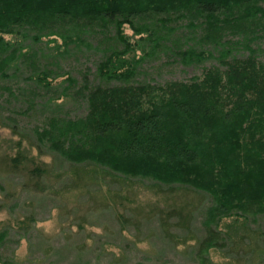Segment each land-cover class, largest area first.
<instances>
[{"label": "rangeland", "instance_id": "rangeland-1", "mask_svg": "<svg viewBox=\"0 0 264 264\" xmlns=\"http://www.w3.org/2000/svg\"><path fill=\"white\" fill-rule=\"evenodd\" d=\"M183 17L140 16L132 21L141 30L138 35L130 25L123 26L132 43L144 44V50L134 51L136 57L145 55L134 75L120 81H108L97 73L102 61L125 47L112 25L105 29L103 24H78L79 28L68 24L51 35L46 28L40 33L24 26L4 36L17 55L0 77V232L6 234L0 256L4 261L196 263L194 246L203 237L206 213L215 203L209 193L123 175L91 161L70 162L39 146L35 132L54 116H84L88 86H163L187 82L211 67L227 70L222 62L247 57L264 62L261 17L238 28L227 27L217 36L200 21L190 23L191 18ZM243 216L237 230L230 228L232 238L210 251L213 263L264 264V214ZM220 219L221 226L230 221L228 216Z\"/></svg>", "mask_w": 264, "mask_h": 264}, {"label": "trees", "instance_id": "trees-1", "mask_svg": "<svg viewBox=\"0 0 264 264\" xmlns=\"http://www.w3.org/2000/svg\"><path fill=\"white\" fill-rule=\"evenodd\" d=\"M184 13L217 36L257 17L264 21V0H0V77L16 60L4 36L17 27L40 33L46 28L51 35L85 23L116 28L124 50L105 57L97 73L108 81L128 80L145 54L136 57L144 44L132 43L123 26L138 35L132 21L140 16ZM222 64L228 69L211 67L187 82L163 86H88L84 116H54L35 130L39 146L70 162L91 161L123 175L209 193L215 203L194 246L195 264H217L210 251L232 238L229 230L238 229L240 217L264 214V62L247 57ZM227 216L230 221L221 226ZM5 237L0 232V243ZM0 263L14 264L1 256Z\"/></svg>", "mask_w": 264, "mask_h": 264}]
</instances>
